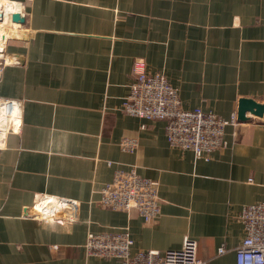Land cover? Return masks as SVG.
<instances>
[{"label":"crops","instance_id":"crops-1","mask_svg":"<svg viewBox=\"0 0 264 264\" xmlns=\"http://www.w3.org/2000/svg\"><path fill=\"white\" fill-rule=\"evenodd\" d=\"M8 1L27 15L0 65V98L21 104L0 145V264H120L84 243L121 230L132 254L189 238L205 264H235L239 215L264 201V112L237 118L242 98L264 105V0ZM134 59L164 73L184 110L236 114L223 147L195 158L170 147L164 122L123 113ZM131 169L158 184L153 223L97 204L94 185ZM48 201L76 203L77 220L46 219Z\"/></svg>","mask_w":264,"mask_h":264},{"label":"built area","instance_id":"built-area-1","mask_svg":"<svg viewBox=\"0 0 264 264\" xmlns=\"http://www.w3.org/2000/svg\"><path fill=\"white\" fill-rule=\"evenodd\" d=\"M6 2L14 4L8 0ZM17 4L18 8L11 12L0 8V24L8 21L20 30L22 24L13 23L11 16L17 13L25 22L27 13L22 3ZM10 38L12 37H0V65L4 45ZM131 75L129 92L122 103L123 113L146 121L164 122L170 147L191 151L195 158L207 160L212 153L223 147L224 128L237 122L236 114L226 120L200 108L184 110L178 90L168 82L164 73L149 72L142 59H134ZM0 105L4 106V118L9 124L7 135L13 132V119L16 122L19 120L21 104L15 100L0 98ZM118 146L121 151L132 153L137 141L123 138ZM157 187L156 181L141 177L131 169L116 170L111 181L96 184L92 190L99 195V206L113 211L135 212L145 223H153L160 215ZM43 211L48 214L46 219L64 218L71 223L77 220L78 206L74 202L48 201L43 204ZM239 220L244 226L245 237L235 250V264H264V201L246 206L239 215ZM131 246L128 231L121 230L88 234L84 251L88 257L116 259L120 264H205L197 257L196 241L189 238H184L178 250L164 252L149 250L132 254ZM223 252L222 247L217 250L218 254Z\"/></svg>","mask_w":264,"mask_h":264},{"label":"water","instance_id":"water-1","mask_svg":"<svg viewBox=\"0 0 264 264\" xmlns=\"http://www.w3.org/2000/svg\"><path fill=\"white\" fill-rule=\"evenodd\" d=\"M11 20L13 23L16 24H23L24 19L17 13L12 14ZM250 112L251 114L261 117L264 112V105L256 103L252 99H245L242 98L238 101L237 106V118L239 121H245L246 116L245 114Z\"/></svg>","mask_w":264,"mask_h":264},{"label":"bare ground","instance_id":"bare-ground-1","mask_svg":"<svg viewBox=\"0 0 264 264\" xmlns=\"http://www.w3.org/2000/svg\"><path fill=\"white\" fill-rule=\"evenodd\" d=\"M0 8L4 9V11H14L15 9L18 8L17 2H14V4H11L9 2H6V0H0ZM18 27L15 24H12L8 21H6L4 24H0V37H15L20 34V32L17 29ZM0 108L3 110L4 113V106L0 105ZM5 120V121H4ZM2 122V128H0V144L3 143L4 141V133H5V123H6V118H4Z\"/></svg>","mask_w":264,"mask_h":264},{"label":"rangeland","instance_id":"rangeland-1","mask_svg":"<svg viewBox=\"0 0 264 264\" xmlns=\"http://www.w3.org/2000/svg\"><path fill=\"white\" fill-rule=\"evenodd\" d=\"M5 121V120H4ZM6 124H7V126L9 125L7 122H6ZM0 128H1V126H0Z\"/></svg>","mask_w":264,"mask_h":264}]
</instances>
